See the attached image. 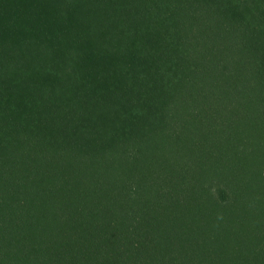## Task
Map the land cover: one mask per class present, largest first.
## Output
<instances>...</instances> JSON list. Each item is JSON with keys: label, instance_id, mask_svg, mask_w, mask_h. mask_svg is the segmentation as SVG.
I'll use <instances>...</instances> for the list:
<instances>
[{"label": "trees", "instance_id": "16d2710c", "mask_svg": "<svg viewBox=\"0 0 264 264\" xmlns=\"http://www.w3.org/2000/svg\"><path fill=\"white\" fill-rule=\"evenodd\" d=\"M0 264H264V0H0Z\"/></svg>", "mask_w": 264, "mask_h": 264}]
</instances>
